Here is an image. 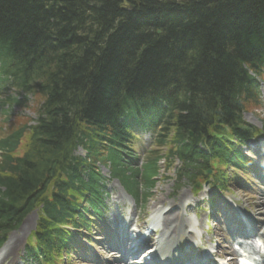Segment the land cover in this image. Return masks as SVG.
<instances>
[{
	"label": "trees",
	"instance_id": "obj_1",
	"mask_svg": "<svg viewBox=\"0 0 264 264\" xmlns=\"http://www.w3.org/2000/svg\"><path fill=\"white\" fill-rule=\"evenodd\" d=\"M181 1L189 4L0 0V42L22 59L24 86L35 83L47 116L32 128L29 150L16 166L3 154L0 220L22 219L39 183L49 184L53 176L58 190L71 197L66 173L78 175L85 166L84 160L70 158L72 145L83 141H74L79 115L106 133L117 111L145 88L164 83L171 72L184 75L185 96L172 117L176 136L192 129L198 141L218 115L243 133L241 110L250 95L242 64L264 61V0ZM33 60L40 66L35 63L34 70ZM23 129L0 144L2 150L10 152ZM88 140L90 159L100 158L102 146ZM112 155L118 157L116 151ZM145 168L149 179L157 172L156 161ZM94 172L95 167L91 179Z\"/></svg>",
	"mask_w": 264,
	"mask_h": 264
},
{
	"label": "rangeland",
	"instance_id": "obj_2",
	"mask_svg": "<svg viewBox=\"0 0 264 264\" xmlns=\"http://www.w3.org/2000/svg\"><path fill=\"white\" fill-rule=\"evenodd\" d=\"M263 90H264V87H263ZM262 97H263V102H264V91L262 92ZM27 103V107L24 108L22 107V109L20 107H14V110L17 112V113H20L22 114V117L18 119V122L16 123L17 125H21L23 124L24 122H27V121H30L32 122L33 125H36L38 122H37V118H38V114H37V111L39 109V105L37 102H34V101H28L26 102ZM254 113H256L257 115H255ZM24 115H27L28 118L25 119L24 121ZM44 116V115H43ZM254 117V119H253ZM23 118V119H22ZM243 118L244 120H246L247 122H249L250 124H255V125H260L261 123V120L264 119V112H261L259 110H251V109H248V110H245L244 113H243ZM3 118L0 117V121L2 120ZM21 119V120H20ZM20 120V121H19ZM3 122V121H2ZM1 126V125H0ZM9 124L6 123V127L9 128ZM1 129V127H0ZM3 135V132L0 131V137ZM157 149L156 146L153 148V150ZM163 151H165V148H160V152L163 153ZM77 154H80L82 153V150L79 149L78 151H76ZM149 155V154H148ZM147 155V156H148ZM155 155V153L153 154ZM151 156V154H150ZM147 158V157H146ZM160 165H161V168L164 166L163 162L161 161L160 162ZM160 168V169H161ZM166 176L167 178L169 179H166ZM180 183L183 185V189L182 190H177L175 191V173H174V168L170 169L168 172H166V175L163 173V168L161 169V172L159 173V175L157 176V181L156 183L154 184V186L148 191V195L146 197V207H148L149 205H153L155 202L156 203H160L161 201H164L167 197L169 198H174L176 200L179 199V195L181 194L182 191L186 190L187 189V185L186 183H184V180H181ZM140 187H141V192H143V189L144 187H142V184H140ZM189 189V187H188ZM33 217V218H32ZM36 220H37V213H36V210L33 211L32 213H30L29 216H27L25 218V220L23 221L22 223V226H21V230L19 231V233H17L13 239H12V243H14V247H13V252H11V254H4L1 258V260L3 259H7L9 260L10 262L13 261L14 263H18L17 261L20 259V254H21V251L23 250L24 248V243L26 242V240L28 239V236L29 234L31 233L32 230H28L27 228V224H29V226H31L32 224L35 225L36 223ZM33 227V226H31ZM24 229V234L22 233V230ZM18 237H22L23 239L20 241L19 244L16 243V240ZM24 241V242H23ZM7 248V247H6ZM6 248H4V251H6ZM12 251V249H11ZM4 253V252H3ZM2 253V254H3ZM0 260V261H1Z\"/></svg>",
	"mask_w": 264,
	"mask_h": 264
}]
</instances>
